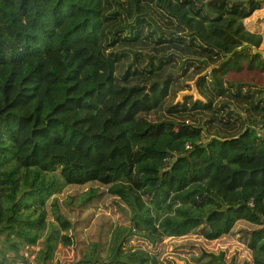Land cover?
<instances>
[{
  "label": "trees",
  "instance_id": "16d2710c",
  "mask_svg": "<svg viewBox=\"0 0 264 264\" xmlns=\"http://www.w3.org/2000/svg\"><path fill=\"white\" fill-rule=\"evenodd\" d=\"M263 3L0 0V264H31L22 248L46 206L50 235L76 250L62 264H158L121 246L187 233L231 234L264 264V84L229 77L264 72L260 54L235 49L259 46L243 20ZM87 182L117 184L127 207L104 256L46 204ZM193 259L233 264L221 253Z\"/></svg>",
  "mask_w": 264,
  "mask_h": 264
},
{
  "label": "rangeland",
  "instance_id": "374dc122",
  "mask_svg": "<svg viewBox=\"0 0 264 264\" xmlns=\"http://www.w3.org/2000/svg\"><path fill=\"white\" fill-rule=\"evenodd\" d=\"M194 27L201 29L197 23ZM247 28L251 32L259 33L261 38L263 37L261 29ZM229 77L234 81L244 79L256 84H264V72L241 71L237 73V78H234L231 73H229ZM180 94L178 93L177 98ZM124 126L130 131L133 122L125 123ZM52 198L55 200L57 207L64 210L65 215L73 222V226L76 228V232L75 229L72 231L73 238L79 239L81 245L83 243L89 246L99 245L103 256L105 251L108 250V245L111 244L112 231L123 229V226L128 223L127 207L115 183L67 184L61 186L57 193L48 195L46 204ZM46 209L47 219L37 231L35 243L24 246L22 252L28 256L31 264H39L34 257V253L47 243L51 249V258L45 264L69 263L70 260H74L76 250L72 245L61 244L57 236L50 235L52 223H55V221L48 211V206H46ZM24 214L26 215L25 212L19 213V218H22ZM18 224L22 223L18 222ZM69 226L66 231L71 233ZM59 231H61L60 228ZM29 251H31V254H29ZM200 251L212 254L221 253L224 261H231L233 264H257L251 259L248 249L237 242L231 234H224L214 239H204L187 233L180 236H165L152 244L139 236L131 235L127 242H124L121 246L120 254L145 253L156 258L158 264H198L193 257Z\"/></svg>",
  "mask_w": 264,
  "mask_h": 264
},
{
  "label": "crops",
  "instance_id": "0c3cea01",
  "mask_svg": "<svg viewBox=\"0 0 264 264\" xmlns=\"http://www.w3.org/2000/svg\"><path fill=\"white\" fill-rule=\"evenodd\" d=\"M243 23L245 27H253V28H258L261 29L262 35L264 37V3L259 7L258 9L254 10L249 16H247L244 20ZM248 29V28H247ZM261 38V46H258L259 48H262L264 46V38ZM259 44V45H260Z\"/></svg>",
  "mask_w": 264,
  "mask_h": 264
},
{
  "label": "water",
  "instance_id": "95a60500",
  "mask_svg": "<svg viewBox=\"0 0 264 264\" xmlns=\"http://www.w3.org/2000/svg\"><path fill=\"white\" fill-rule=\"evenodd\" d=\"M248 47L250 48L251 52H256L261 55L262 58H264V46L262 48L255 47L250 43L242 42L240 45L236 46L235 49L239 50L241 48Z\"/></svg>",
  "mask_w": 264,
  "mask_h": 264
}]
</instances>
